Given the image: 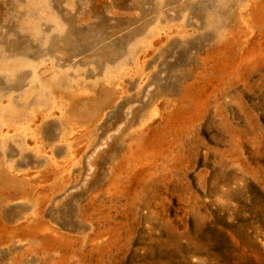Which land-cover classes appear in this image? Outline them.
I'll use <instances>...</instances> for the list:
<instances>
[{
  "label": "rangeland",
  "instance_id": "rangeland-1",
  "mask_svg": "<svg viewBox=\"0 0 264 264\" xmlns=\"http://www.w3.org/2000/svg\"><path fill=\"white\" fill-rule=\"evenodd\" d=\"M0 264H264V0H0Z\"/></svg>",
  "mask_w": 264,
  "mask_h": 264
}]
</instances>
